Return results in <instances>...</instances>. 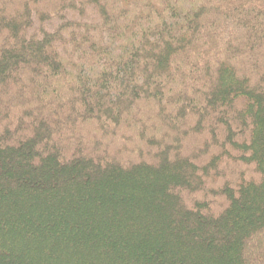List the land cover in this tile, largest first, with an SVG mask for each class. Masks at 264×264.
Returning <instances> with one entry per match:
<instances>
[{"label": "trees", "instance_id": "1", "mask_svg": "<svg viewBox=\"0 0 264 264\" xmlns=\"http://www.w3.org/2000/svg\"><path fill=\"white\" fill-rule=\"evenodd\" d=\"M0 264H264V0H0Z\"/></svg>", "mask_w": 264, "mask_h": 264}]
</instances>
